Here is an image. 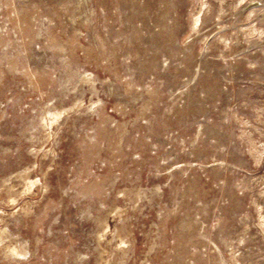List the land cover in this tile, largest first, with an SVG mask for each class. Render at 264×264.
I'll use <instances>...</instances> for the list:
<instances>
[{
  "label": "rangeland",
  "instance_id": "rangeland-1",
  "mask_svg": "<svg viewBox=\"0 0 264 264\" xmlns=\"http://www.w3.org/2000/svg\"><path fill=\"white\" fill-rule=\"evenodd\" d=\"M0 264H264V0H0Z\"/></svg>",
  "mask_w": 264,
  "mask_h": 264
}]
</instances>
